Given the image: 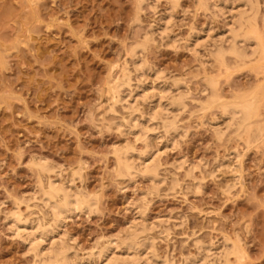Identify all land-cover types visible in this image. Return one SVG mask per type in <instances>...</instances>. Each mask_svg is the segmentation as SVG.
Instances as JSON below:
<instances>
[{
	"label": "rangeland",
	"instance_id": "374dc122",
	"mask_svg": "<svg viewBox=\"0 0 264 264\" xmlns=\"http://www.w3.org/2000/svg\"><path fill=\"white\" fill-rule=\"evenodd\" d=\"M243 7L239 0H0V264L49 263L44 250L46 259L35 256L39 239L28 232L55 230L43 206L51 179L94 204L44 231L43 249L66 239L77 264H104L91 252L130 229L145 231L136 238L144 248L130 251L136 264H264V63L228 73L212 55L228 44ZM134 62L145 69L142 88ZM124 67L133 78L120 102L113 87ZM211 74L228 101L263 85L253 133L231 109L201 108ZM154 102L160 114L150 122ZM144 136L159 161L155 180L121 173L125 151L139 163ZM15 213L29 231H15Z\"/></svg>",
	"mask_w": 264,
	"mask_h": 264
},
{
	"label": "bare ground",
	"instance_id": "6f19581e",
	"mask_svg": "<svg viewBox=\"0 0 264 264\" xmlns=\"http://www.w3.org/2000/svg\"><path fill=\"white\" fill-rule=\"evenodd\" d=\"M221 1H225V0H221ZM237 1V0H236ZM240 2L242 1L244 6L248 5L249 8L247 7L248 10H245L246 8L243 7V9L245 11H242L236 21L237 23V28H230V31L228 33H230V37H229V40L227 41L228 44L225 45V44H219L220 46L217 47V49H215V51L212 53L213 55V58L214 59V63H215V60L217 62V66L219 65V69H221L222 71H226L229 73V71L234 67L236 68H239V66L242 67L245 66V64L247 63H257L259 62L260 63V66L261 63H264V41H263V36L261 35V32H259V28H258V24H257V10H258V6H259V2L258 0H239ZM170 2L174 5L176 4L177 0H170ZM205 3V2H204ZM241 11V10H240ZM169 15V14H168ZM238 15V14H237ZM237 17V16H236ZM165 18V17H164ZM167 18V17H166ZM235 19V18H234ZM235 25V24H233ZM160 29H161V33L162 34H166L167 35V31H168V20H163L162 21V24L160 25ZM233 27V26H231ZM160 33V34H161ZM165 36V35H164ZM163 36V37H164ZM165 38V37H164ZM168 38V37H167ZM193 39V38H192ZM222 40V39H221ZM195 41H197V38L195 39ZM223 42V41H222ZM244 43H248L246 45H244ZM195 44V42H194ZM193 44V45H194ZM197 46V43L196 45ZM194 46V47H195ZM212 52V50H211ZM137 53V52H136ZM136 60V59H135ZM255 60V61H254ZM135 66V73H137V77H138V81H139V86L140 88H142V83H143V76L145 75L144 72H145V69L142 68L141 65H139L138 63L134 62ZM216 67V65H214ZM259 66V68H260ZM122 68V67H121ZM214 68V67H213ZM218 68V67H217ZM217 68H215L217 70ZM264 68V67H263ZM218 69V70H219ZM262 70V69H261ZM214 71V69H213ZM129 69L127 70L126 67L123 68L122 70V74L121 76L117 79L116 83H115V87H113L114 89V93L116 94L115 96V99L117 98L118 100L117 101H128L126 98L125 100L122 98L121 94L120 93V89L122 88L123 89V86H126V85H130V81H131V77H130V73H129ZM208 72V71H207ZM212 72V71H211ZM261 72V71H260ZM217 73V72H216ZM112 74V73H111ZM114 75V74H113ZM213 75H216V74H211V77H207L206 78V83L207 84V88L205 90H208L209 91V94H208V97L206 100H204L202 103H201V108L202 109H211V108H214V107H217V108H220V109H224V110H229L231 109L233 112V116H238L240 115V118H241V121H242V127L245 128V131L250 134V133H253V131L255 130L254 129V122L256 121L255 119L259 116L258 114V109H260V101H259V96H258V93H259V90L261 91V88L263 87V85L259 84L258 87H256V90L250 92L248 91V94L247 92H243V93H237L236 96L234 95L232 97V99L235 97V100L233 101H228V99L226 100V97L220 92L221 89L220 87L218 88V84L220 83L215 77H213ZM260 75V74H259ZM262 75V74H261ZM263 76V75H262ZM113 77V76H112ZM115 77V76H114ZM117 77V76H116ZM136 77V76H135ZM217 77V76H216ZM133 78V77H132ZM142 78V79H141ZM230 78V77H229ZM260 79V78H259ZM111 82V80H110ZM113 82V81H112ZM111 82V83H112ZM219 82V83H218ZM138 83V82H137ZM154 84V83H153ZM146 85V84H145ZM220 85V84H219ZM154 86V85H153ZM262 86V87H261ZM255 88V87H254ZM146 89V88H145ZM149 89V88H148ZM220 89V90H219ZM163 90V89H162ZM145 91V90H144ZM164 91V90H163ZM263 91V90H262ZM261 91V92H262ZM148 92V91H147ZM160 92V91H159ZM250 92V93H249ZM260 92V93H261ZM112 93V92H111ZM144 93V92H143ZM205 93V92H204ZM159 94V93H158ZM144 95H148V94H145ZM126 96V95H125ZM128 96V95H127ZM159 96V95H158ZM232 96V95H231ZM143 97V96H142ZM145 98V97H144ZM163 98V97H162ZM159 99V98H158ZM161 99V98H160ZM183 102V101H182ZM181 101H179L177 104L178 105H181L182 104ZM118 103V102H117ZM153 103V102H152ZM155 103V102H154ZM176 103V102H175ZM157 103H155V105H151V107L149 108V114H148V119L149 121L151 122L152 119H155V117L158 116V114H160V112L158 113V108H159V104L156 105ZM174 105V104H173ZM185 107H186V104H185ZM178 108V107H177ZM180 108V107H179ZM183 109V108H181ZM161 111V110H160ZM230 111V110H229ZM162 113V111H161ZM163 115V114H162ZM164 119V118H162ZM132 121V120H131ZM148 122V121H147ZM135 123V122H134ZM258 123V122H256ZM255 123V125H256ZM142 124V123H141ZM135 126H138L137 124ZM142 126V125H141ZM146 126H147V123H146ZM145 126V127H146ZM170 126V125H169ZM168 126V127H169ZM174 126V125H173ZM143 128V131L148 129L146 128ZM167 127V126H166ZM139 128V127H138ZM142 130V129H141ZM140 130V131H141ZM150 130V127L149 129ZM258 130L260 131L261 129L258 128ZM149 132V131H148ZM256 132V131H255ZM144 133V132H143ZM147 133V132H146ZM259 133V132H257ZM146 135V134H145ZM137 136V135H136ZM139 136V135H138ZM143 136V134H142ZM147 136H144L142 137L143 140L146 142V150L143 151V153H140V155L138 156V158H136L138 160L139 163H135L134 160H132L131 158V152L133 150H131V152H126L127 156L124 157V161H120V159L118 160L119 162H121V169H122V172L121 173H124L125 176H131L130 179L134 178L135 176L134 175H141L143 174L144 176H147L151 179H157L158 176L156 173L157 170H158V165L157 163H159V161L157 162L156 159L154 156L156 154H150L148 148H150L148 146V138H146ZM250 137V136H249ZM248 137V139H249ZM252 135H251V138L252 139ZM138 138V137H137ZM145 138V139H144ZM251 142V141H250ZM135 148V147H134ZM129 151H130V148H129ZM124 154V152H123ZM131 154V155H130ZM119 155V154H118ZM130 155V156H129ZM157 157V156H156ZM120 158L122 159L121 155H120ZM134 159V158H133ZM136 160V161H137ZM40 161V160H39ZM42 162V161H40ZM40 162H37V163H40ZM47 164V163H46ZM39 166V165H38ZM43 166L45 167V165L41 164V167L43 169ZM176 167H181V165L179 166H176ZM157 168V169H156ZM45 169V168H44ZM121 171V170H120ZM119 171V172H120ZM191 174V173H189ZM121 175V174H120ZM123 175V174H122ZM142 175V176H143ZM154 179V180H155ZM52 180V179H51ZM49 181V185H48V189L44 192V200L43 202L46 204V205H43V206H46L48 207L49 211L51 212L50 214L52 215V219H53V223H54V226L52 229H55L54 231H56V229H59L60 225L62 224V222L64 221L65 218H67L69 216V214L71 212L74 213L75 210H79L82 208H87V209H91L92 207V204L93 202L91 203V200L89 201V199H86V197L84 198L83 195L80 196L77 192H73V191H70V189L68 190L64 185H59L57 186L53 180L52 181ZM153 181V180H152ZM197 187V186H196ZM82 194V193H81ZM94 205V204H93ZM91 211V210H90ZM14 215V227L17 229L15 231H18V230H21L23 227H25L24 225H21V220L20 219V216L13 214ZM18 216V217H17ZM39 221V220H38ZM39 223V222H38ZM31 224V223H30ZM29 224V225H30ZM33 224V223H32ZM51 224H50V227H51ZM28 225V226H29ZM139 225V224H138ZM23 226V227H22ZM37 227V225H35ZM43 226V225H42ZM138 227V226H137ZM140 227V226H139ZM138 227V228H139ZM145 228L147 226H144ZM28 229V227H25ZM30 228V231L31 232H28L29 235H36V237H38L39 241H37V244L34 245V249L35 250V253L36 255L35 256H41L40 258H43L42 255H45V257L47 256V253H48V264H77L76 262V259L74 257L71 256L72 253L70 254L69 251L72 250L70 249L68 243L66 244L65 240H59V241H56V242H52V245L50 246V249L48 251H46L45 249H43V241L45 239V237L47 238L46 234H50L48 233L51 229H49L48 231H46L45 229L42 230L41 232H38V228L36 229V231H33L34 230V227L31 226L29 227ZM47 228V227H46ZM131 228V227H130ZM134 228V226H133ZM137 228V230H138ZM144 228V229H145ZM24 229V228H23ZM26 229V230H27ZM136 229V226L135 228ZM143 229V230H144ZM24 230V231H26ZM147 230V228L145 229ZM29 231V229H28ZM46 231V232H44ZM131 231V233H130ZM44 232V233H43ZM128 235L125 239H121V238H114V239H111L109 238L108 239V242L105 243L106 246H102L100 247V249L98 251H92L91 252V256H95L96 258L98 259H102V258H105V262L104 264H117V262L119 261L118 264H136L137 260H134L133 258V252L131 253L130 251H138L139 249L142 250L140 247L144 248L143 247V242L141 243L140 247L137 245L139 242L138 240L136 239L137 236L141 233H144V232H141V229L140 231H136V230H133V229H130L128 231ZM141 232V233H140ZM20 233V232H19ZM27 233V231H26ZM38 233V234H37ZM40 233V234H39ZM46 233V234H45ZM139 233V234H138ZM139 237V236H138ZM29 238V237H28ZM59 238V237H58ZM123 238V237H122ZM37 239V238H36ZM37 239V240H38ZM64 239V237H63ZM35 240V239H34ZM137 240V241H135ZM36 241V240H35ZM67 241V240H66ZM107 241V240H106ZM138 242V243H137ZM149 242V240H148ZM33 243V242H32ZM31 243V244H32ZM137 243V244H136ZM198 243V242H197ZM143 244V245H142ZM30 245V244H29ZM120 245L122 246V250H124V252H119L117 254L116 252V249H119L120 250ZM136 245L139 247L136 248ZM235 245V244H234ZM32 246V245H31ZM43 246V247H42ZM149 246V245H148ZM147 246V247H148ZM204 246V245H203ZM236 246V245H235ZM69 247V248H68ZM202 246L199 247V249L201 248ZM146 248V247H145ZM148 248H151L148 247ZM203 248V247H202ZM201 248V250H202ZM31 249V248H30ZM70 249V250H69ZM147 249V248H146ZM145 249V250H146ZM208 249V248H207ZM235 249V248H234ZM43 250L45 252H47L46 254L43 252ZM205 250V247L204 249ZM140 252V251H139ZM147 252V251H146ZM208 252H210L208 250ZM137 256V252H135ZM236 254H240L242 253L241 252V249L239 247L236 248L235 252ZM122 254L124 256H122ZM50 255V256H49ZM147 255V254H146ZM74 256V255H73ZM143 256V255H141ZM140 256V257H141ZM239 256V255H238ZM237 256V257H238ZM37 257V258H38ZM44 257V258H45ZM93 257H91L93 259ZM94 257V259H95ZM145 257V256H143ZM147 257V256H146ZM50 258V259H49ZM137 259V257H135ZM46 259V258H45ZM139 259V258H138ZM144 259V258H143ZM187 259V258H186ZM79 260V259H78ZM142 260V259H141ZM195 260V259H194ZM193 260V261H194ZM44 260L43 259V264L47 263L45 262L44 263ZM117 261V262H116ZM141 262V261H140ZM149 263V261H147ZM153 262V261H152ZM196 262V261H195ZM139 263V262H138ZM142 263V262H141ZM193 263V262H192ZM154 264V263H153ZM194 264V263H193ZM231 264V263H230Z\"/></svg>",
	"mask_w": 264,
	"mask_h": 264
}]
</instances>
